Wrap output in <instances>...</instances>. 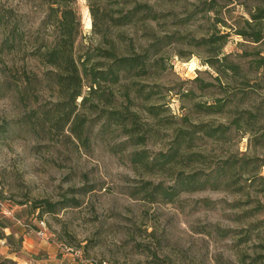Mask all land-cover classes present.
<instances>
[{
  "label": "rangeland",
  "instance_id": "374dc122",
  "mask_svg": "<svg viewBox=\"0 0 264 264\" xmlns=\"http://www.w3.org/2000/svg\"><path fill=\"white\" fill-rule=\"evenodd\" d=\"M93 1L95 28L88 0H78L77 57L110 46L102 35L118 7ZM136 3L162 19L108 36L124 54L132 44L141 52L155 32L166 39L157 64L67 105L39 58L56 35L45 24L48 1L0 0V264H240L264 255V44L236 34L258 0L119 8ZM225 33L224 45L202 42Z\"/></svg>",
  "mask_w": 264,
  "mask_h": 264
},
{
  "label": "trees",
  "instance_id": "16d2710c",
  "mask_svg": "<svg viewBox=\"0 0 264 264\" xmlns=\"http://www.w3.org/2000/svg\"><path fill=\"white\" fill-rule=\"evenodd\" d=\"M49 13L45 24L51 22L55 29L53 41L44 45L45 51H39L44 65L53 68L56 72L57 84L61 87L60 94L67 105L75 104L77 99L82 97L84 104L90 97H96L101 93L103 86L110 88L121 85L124 81H133L136 78L150 74V68L157 64V55L160 53L158 47L165 38H156V33L150 35L149 44L141 46V52H137L134 44L127 45L126 53H120L117 44L111 40L108 33L113 29H125L137 27L140 22L147 24L158 22L162 15L154 6L148 3H136L129 10L120 9L121 0H106L111 5L118 7L112 9L109 16L108 33L102 35V43H108V48L97 47L88 49L83 56H76V43L83 32L82 19L78 10V0H47ZM259 4L248 11L249 18L245 20L244 29L236 31L247 43L256 45L264 44V0H258ZM131 4V2L129 3ZM93 0H88V8L92 16L93 28L97 26V7ZM211 7L207 11H213ZM4 23V16L0 13V24ZM226 24V23H224ZM9 36L15 35V29L8 32ZM230 34H211L202 42L208 45L222 42L223 45L228 40ZM15 37V36H14ZM152 38V39H151ZM9 42V38L6 39ZM133 42V40H132ZM255 53L260 56V51L255 49ZM94 60H97V62ZM213 64V62L208 61ZM258 67L264 65V56L257 60ZM230 72L235 73L237 65L231 63L228 66ZM88 84L89 91L84 96L83 87ZM70 112L66 116H70ZM264 249V244L260 245ZM240 264H264V255H258L250 262L242 261Z\"/></svg>",
  "mask_w": 264,
  "mask_h": 264
},
{
  "label": "built area",
  "instance_id": "2783aa9c",
  "mask_svg": "<svg viewBox=\"0 0 264 264\" xmlns=\"http://www.w3.org/2000/svg\"><path fill=\"white\" fill-rule=\"evenodd\" d=\"M8 215H11V213H6ZM38 229H39V232L37 235L41 236V237H45L46 235V232H47V227H46V222L44 221V219L40 220L38 222V225H37ZM4 247H7V242H6V239H0V254L2 252V249ZM69 251V250H68ZM74 256L76 257H79L80 258V253L79 252H74L73 253ZM102 264H105V263H102Z\"/></svg>",
  "mask_w": 264,
  "mask_h": 264
},
{
  "label": "crops",
  "instance_id": "0c3cea01",
  "mask_svg": "<svg viewBox=\"0 0 264 264\" xmlns=\"http://www.w3.org/2000/svg\"><path fill=\"white\" fill-rule=\"evenodd\" d=\"M55 259V257H51V260H54Z\"/></svg>",
  "mask_w": 264,
  "mask_h": 264
}]
</instances>
